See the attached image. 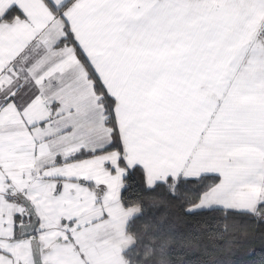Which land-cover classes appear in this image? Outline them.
Masks as SVG:
<instances>
[{
	"label": "snow or ice",
	"instance_id": "obj_1",
	"mask_svg": "<svg viewBox=\"0 0 264 264\" xmlns=\"http://www.w3.org/2000/svg\"><path fill=\"white\" fill-rule=\"evenodd\" d=\"M0 264H264V0H0Z\"/></svg>",
	"mask_w": 264,
	"mask_h": 264
}]
</instances>
